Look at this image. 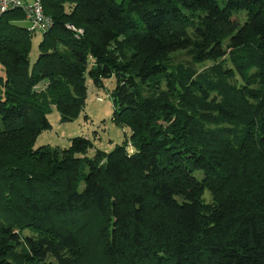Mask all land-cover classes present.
Returning <instances> with one entry per match:
<instances>
[{"label": "trees", "instance_id": "obj_1", "mask_svg": "<svg viewBox=\"0 0 264 264\" xmlns=\"http://www.w3.org/2000/svg\"><path fill=\"white\" fill-rule=\"evenodd\" d=\"M42 3L32 63L0 14V264H264V0ZM112 77L122 143L34 147Z\"/></svg>", "mask_w": 264, "mask_h": 264}, {"label": "rangeland", "instance_id": "obj_2", "mask_svg": "<svg viewBox=\"0 0 264 264\" xmlns=\"http://www.w3.org/2000/svg\"><path fill=\"white\" fill-rule=\"evenodd\" d=\"M120 2L121 0H115ZM242 20L245 17L244 12L238 14ZM26 26V22H22ZM40 32H35L32 38L31 50L29 53V60L32 63L38 55V42L41 39ZM174 63L183 62L190 63L191 56L186 51H177L171 54ZM213 62L206 61L197 65L200 71L209 67ZM0 75H4L3 69L0 65ZM88 96L85 107L80 115L68 122H60L59 113L55 107L51 108V112L47 115L50 128L42 130L35 139L34 147L46 145L49 149L65 148L69 145L71 138L82 136L91 139L93 147L88 150L87 155L91 156L95 149L103 151L112 150L117 144L129 136L130 129L127 127H120L116 125L111 117L114 110V105L110 97V90L115 85V79L112 77L105 81L104 86L97 87L87 79ZM41 85V84H40ZM127 148L132 149L130 141H127ZM204 198L210 201L211 197L205 193ZM24 234H29L27 230Z\"/></svg>", "mask_w": 264, "mask_h": 264}, {"label": "built area", "instance_id": "obj_3", "mask_svg": "<svg viewBox=\"0 0 264 264\" xmlns=\"http://www.w3.org/2000/svg\"><path fill=\"white\" fill-rule=\"evenodd\" d=\"M14 9L23 12V22L27 23L26 27L29 31L46 32L53 24L52 17L44 11L42 0H0V14ZM67 27L78 34L82 33V29H77L71 24Z\"/></svg>", "mask_w": 264, "mask_h": 264}]
</instances>
